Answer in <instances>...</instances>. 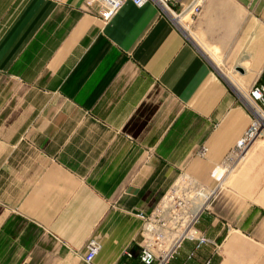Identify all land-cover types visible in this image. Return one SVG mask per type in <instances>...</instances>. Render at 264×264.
Here are the masks:
<instances>
[{
    "label": "crops",
    "instance_id": "crops-1",
    "mask_svg": "<svg viewBox=\"0 0 264 264\" xmlns=\"http://www.w3.org/2000/svg\"><path fill=\"white\" fill-rule=\"evenodd\" d=\"M197 2L187 24L154 1L103 22L85 0H0V264H86L92 237V264H146L180 180L206 202L153 246H174L164 264H264V138L225 161L264 84V0Z\"/></svg>",
    "mask_w": 264,
    "mask_h": 264
},
{
    "label": "built area",
    "instance_id": "built-area-1",
    "mask_svg": "<svg viewBox=\"0 0 264 264\" xmlns=\"http://www.w3.org/2000/svg\"><path fill=\"white\" fill-rule=\"evenodd\" d=\"M131 1L134 5L141 7L149 1H154L159 8L172 16L184 19V23L191 24L200 14L201 5L195 0L188 6L182 7L178 13L175 12V0H85L87 10H92L103 22H108L124 5ZM94 7L96 9L94 10ZM249 101L256 106L252 109V119L245 129L241 138L226 155L227 163H235L242 160L251 144L264 138V84L255 82L248 90ZM204 149H202V152ZM203 192L195 193L190 198H184L178 195V191L172 190L166 194L155 211L146 218L144 232L146 234V243L142 248L141 260L146 264H152L155 260L157 264H164L165 260L171 254L173 247L160 249L158 252L153 246L161 245L168 237L176 236L177 231L185 230L195 220L198 211L201 209ZM160 246V247H161ZM158 247V246H157ZM163 247V246H162ZM101 248L97 237H92L86 244V250L82 256L83 262L92 264L94 258ZM164 248V247H163Z\"/></svg>",
    "mask_w": 264,
    "mask_h": 264
},
{
    "label": "rangeland",
    "instance_id": "rangeland-1",
    "mask_svg": "<svg viewBox=\"0 0 264 264\" xmlns=\"http://www.w3.org/2000/svg\"><path fill=\"white\" fill-rule=\"evenodd\" d=\"M188 17H185L183 20H187ZM234 88V85L232 86ZM249 86H245V91L248 93ZM172 190L178 191V195L184 197V198H190L195 193L202 194V191L197 188L196 184L193 183L190 180H180L171 188V190L168 192L170 193ZM167 193V194H168Z\"/></svg>",
    "mask_w": 264,
    "mask_h": 264
},
{
    "label": "bare ground",
    "instance_id": "bare-ground-1",
    "mask_svg": "<svg viewBox=\"0 0 264 264\" xmlns=\"http://www.w3.org/2000/svg\"><path fill=\"white\" fill-rule=\"evenodd\" d=\"M250 107H251V109H253V108H255L256 110H257V108H256V106H254V105H250ZM205 198V196H203V201H202V203L200 204V207H202L203 206V204L206 202V198Z\"/></svg>",
    "mask_w": 264,
    "mask_h": 264
}]
</instances>
